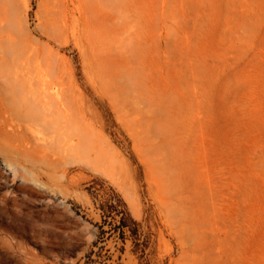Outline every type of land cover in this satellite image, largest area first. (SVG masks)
Returning a JSON list of instances; mask_svg holds the SVG:
<instances>
[{
    "label": "rangeland",
    "instance_id": "1",
    "mask_svg": "<svg viewBox=\"0 0 264 264\" xmlns=\"http://www.w3.org/2000/svg\"><path fill=\"white\" fill-rule=\"evenodd\" d=\"M0 264H264V0H0Z\"/></svg>",
    "mask_w": 264,
    "mask_h": 264
},
{
    "label": "trees",
    "instance_id": "2",
    "mask_svg": "<svg viewBox=\"0 0 264 264\" xmlns=\"http://www.w3.org/2000/svg\"><path fill=\"white\" fill-rule=\"evenodd\" d=\"M100 210L103 223H106L107 219L111 221L107 223L110 226V232L117 233L123 241L126 232H129L132 237L137 236L136 223L130 216L124 203L117 196L100 205Z\"/></svg>",
    "mask_w": 264,
    "mask_h": 264
}]
</instances>
